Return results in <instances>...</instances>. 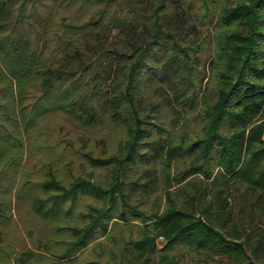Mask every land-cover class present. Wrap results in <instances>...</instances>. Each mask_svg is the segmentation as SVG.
I'll return each instance as SVG.
<instances>
[{"label": "trees", "instance_id": "trees-1", "mask_svg": "<svg viewBox=\"0 0 264 264\" xmlns=\"http://www.w3.org/2000/svg\"><path fill=\"white\" fill-rule=\"evenodd\" d=\"M241 189L264 227V0H0V264H264Z\"/></svg>", "mask_w": 264, "mask_h": 264}, {"label": "rangeland", "instance_id": "rangeland-1", "mask_svg": "<svg viewBox=\"0 0 264 264\" xmlns=\"http://www.w3.org/2000/svg\"><path fill=\"white\" fill-rule=\"evenodd\" d=\"M116 33V31H113L112 33H110V35L108 36V42L109 44H112L114 45L115 48L119 49L121 48L120 44H118L115 39H114V34ZM193 37V34H188L187 35V39H192ZM166 72L163 70V69H159L157 71V75L158 76H162L164 75ZM165 89L166 88V85H163ZM178 91V93L180 94L181 92H184L185 90V86H180L176 89ZM186 98L184 100H182V102H189V94L186 93ZM150 97V96H149ZM154 102L157 103L159 102L158 98L155 97L154 99ZM174 104H172V109L175 110V111H179L181 110V102L178 103V102H173ZM166 108V107H164ZM163 114H166L165 110H163ZM174 112V111H173ZM170 117H173V113L172 111L168 112V118ZM247 193H245L243 191V189L239 190V192L235 195H233L232 198L228 199V202H229V207L232 208L233 210V215L231 217V223L233 222V224H239L241 222H239V216H240V213L243 209V211H245L244 209V206L242 207V204H243V199L244 197L246 196ZM239 195H241V197H238ZM182 201H184V198L181 199ZM247 214H244V216H246ZM243 216V215H241ZM244 218V217H243ZM251 219L249 217H245V220H243V222L241 223V225L243 226V231H244V234L243 235L244 237H251L253 239H257V238H260V234L262 232V230H264V227H262V225H260L259 221H257L256 219L251 223L250 221ZM230 237L232 238H235V234H231L229 235ZM250 238V239H251ZM245 239H242V241H244ZM157 247H159V249H161L163 247V244L164 242H162L161 240H158L157 239ZM181 262H188V260L185 258L183 260H181ZM216 263V260H213V262H211L210 264H215Z\"/></svg>", "mask_w": 264, "mask_h": 264}]
</instances>
